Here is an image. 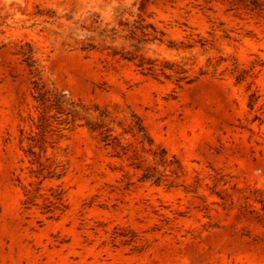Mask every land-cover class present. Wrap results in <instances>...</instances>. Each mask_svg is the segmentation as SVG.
<instances>
[{
    "label": "rangeland",
    "instance_id": "374dc122",
    "mask_svg": "<svg viewBox=\"0 0 264 264\" xmlns=\"http://www.w3.org/2000/svg\"><path fill=\"white\" fill-rule=\"evenodd\" d=\"M116 7L126 10L118 19ZM92 13L118 33L143 19L164 35L148 57L186 58L190 74H205L179 88L107 52L80 51L66 36L89 32ZM26 44L47 83L131 110L185 175L159 167L164 183L144 182L154 162L135 143L124 156L78 121L39 128L17 55ZM253 188L264 192V0H0V264H264V214L237 191Z\"/></svg>",
    "mask_w": 264,
    "mask_h": 264
},
{
    "label": "trees",
    "instance_id": "16d2710c",
    "mask_svg": "<svg viewBox=\"0 0 264 264\" xmlns=\"http://www.w3.org/2000/svg\"><path fill=\"white\" fill-rule=\"evenodd\" d=\"M35 8L37 9L34 13L35 15L48 18L55 16V12L51 10H43L39 6ZM120 9V7L114 9L115 19H118L126 13V10L123 11ZM66 18L69 20L72 17L66 16ZM90 18H92V23L89 32H81V38H73L71 35L66 36L68 39L79 41L80 51L107 52V55L110 57H119L122 60L134 63L144 74L162 76L167 80L173 79L179 88L182 84L188 85L193 83L205 74L202 69L199 70L198 74H190L191 70L186 68V61L189 59L186 58H181L180 62L175 63L148 57L147 54H155V51L150 48V45H153L156 41L161 45L164 35L160 33V37L159 32L152 25L144 24V20L141 18L132 23L125 21L123 27L125 33H118L115 28H102L98 22L100 16L97 13H92ZM149 28L152 30V33L148 32ZM118 40L120 43L117 44ZM180 45L181 47L179 49H190L194 47L193 44L189 43L187 45L181 43ZM17 55H21L24 59L23 62L29 68L33 80V97L39 105L37 109L41 108L44 116L39 119V128L51 119L61 124L64 123L67 126L78 121L80 122L78 126L86 128L98 143L106 148L118 151L124 156L129 153L132 145L135 143L138 147V152L145 153L154 162V167L147 166L144 170H141L140 180L144 182H151L154 185L164 183V171H160L159 167H162L164 170L169 168L171 174L185 175L186 172L176 157L169 156L164 148L153 143L142 120L134 112L128 110L130 112L125 114L124 111L118 112L116 105H88L81 100H73L67 97L52 82L47 83L48 81L43 74V66L37 57L36 51L30 44L21 46ZM120 114L122 115L121 117H119ZM50 126L51 122L47 124V127ZM40 136L44 137V134ZM123 139L129 141V143H124ZM34 140L32 139L33 142ZM42 141V138H37L35 144L40 146ZM36 145L32 146V149L37 147ZM30 153L34 154L35 152ZM132 153L131 159L135 161L137 157L135 150H132ZM135 169L140 170L137 166H135ZM237 191L242 194V199L246 202L259 204L260 211L264 214V192L262 190L253 188ZM213 195L220 199L223 204L231 202L230 196L226 193L221 194L215 191Z\"/></svg>",
    "mask_w": 264,
    "mask_h": 264
}]
</instances>
